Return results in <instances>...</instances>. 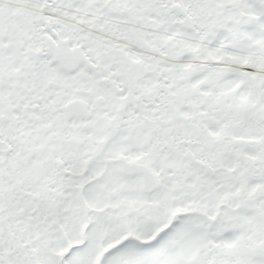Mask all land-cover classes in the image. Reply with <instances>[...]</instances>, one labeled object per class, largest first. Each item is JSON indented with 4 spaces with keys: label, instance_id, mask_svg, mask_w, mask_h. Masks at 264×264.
Listing matches in <instances>:
<instances>
[{
    "label": "snow or ice",
    "instance_id": "1",
    "mask_svg": "<svg viewBox=\"0 0 264 264\" xmlns=\"http://www.w3.org/2000/svg\"><path fill=\"white\" fill-rule=\"evenodd\" d=\"M0 264H264V0H0Z\"/></svg>",
    "mask_w": 264,
    "mask_h": 264
}]
</instances>
